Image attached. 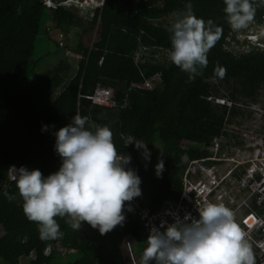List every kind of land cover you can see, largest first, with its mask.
<instances>
[{
    "label": "trees",
    "instance_id": "obj_1",
    "mask_svg": "<svg viewBox=\"0 0 264 264\" xmlns=\"http://www.w3.org/2000/svg\"><path fill=\"white\" fill-rule=\"evenodd\" d=\"M53 1L49 6L44 0H0V264H130L132 253L140 264L146 216L179 199L189 160L220 143L214 138L222 133L236 138L223 129L226 122L241 125L253 115L249 109L214 105L208 96L257 101L264 94V46L256 44L240 56L225 48L231 26L223 0H68L69 7L65 0ZM189 2L197 16L222 28L203 74L191 82L169 59L170 25L164 23L186 12ZM252 2V24L261 23L264 0ZM97 26L98 39L86 45L82 36ZM55 55L62 56L52 65ZM43 61L45 71L39 69ZM217 67L226 69L222 78ZM98 85L113 89L109 103L88 98ZM76 113L93 126L111 129L118 154L131 156L127 166L141 177L142 194L126 202L132 210L125 209L123 225L105 234L87 222L74 230L57 217L63 235L42 240L8 175L22 165L44 175L58 170L62 161L54 132ZM45 124L49 127L42 131ZM132 140L148 142L150 160L134 142L128 144ZM233 141L220 150L232 149L227 151L232 154L243 146V140ZM160 160L164 170L158 177ZM5 190L14 198L5 197Z\"/></svg>",
    "mask_w": 264,
    "mask_h": 264
},
{
    "label": "clouds",
    "instance_id": "obj_2",
    "mask_svg": "<svg viewBox=\"0 0 264 264\" xmlns=\"http://www.w3.org/2000/svg\"><path fill=\"white\" fill-rule=\"evenodd\" d=\"M44 1L49 6L55 5L51 2L53 0ZM88 1L84 0L81 4ZM64 2L70 5L68 0ZM223 2L226 18L231 26L225 47L231 43L242 42L253 50L264 36V16L261 23L252 24L250 22L255 14L252 0ZM186 9L168 28L171 33L169 59L188 74V81L191 82L203 74V69L208 65V52L221 38L222 28L211 18L205 20L197 16L191 2L186 5ZM248 25L252 29L245 33L243 40L240 37ZM146 49L149 54L150 49ZM215 72L222 78L226 69L217 67ZM105 90L110 93L106 94ZM112 93V88L98 85L95 93L88 98L97 104L109 103ZM219 98L220 95L208 96L209 101L216 103H219ZM226 98L229 102L230 99ZM237 107L247 109L244 102ZM48 127L47 124L43 125L42 131H46ZM257 134L259 141L247 137L241 139L244 148L248 140L254 146L264 142L261 137L264 133ZM54 135V148L62 161L58 170L44 175L39 168L30 169L22 165L15 167L16 171L12 169L8 175L10 180L15 181L22 197L25 216L30 221L37 222L40 238L56 239L63 235L57 217L64 218L74 230H79L82 222H87L92 228L98 229L100 234L109 232L117 225H123L126 219L125 209L132 210V205L126 202H135V197L142 194V180L133 168L127 166L131 156L118 154L111 129L108 126H93L76 113L71 122L57 129ZM222 136L214 140L221 139ZM133 142L145 160H150L148 142L132 140L128 144ZM208 149L209 147L203 150L204 156ZM163 170L164 162L160 160L155 165V174L159 177ZM188 178L191 175L186 171L181 196L176 202L173 200L169 203L180 201L184 182ZM7 182L9 180L1 184L5 185ZM3 195L10 200L14 198L6 190ZM167 205L146 216L144 226L148 237L140 264H256L255 255L263 252L253 251L233 211L223 203L208 202L198 208L197 217L185 213L183 217H176L173 222L159 226L162 217L171 220L166 213L169 211ZM258 226L260 225H256L257 228ZM259 263L264 264V260ZM130 264H139L134 253L131 254Z\"/></svg>",
    "mask_w": 264,
    "mask_h": 264
},
{
    "label": "built area",
    "instance_id": "obj_3",
    "mask_svg": "<svg viewBox=\"0 0 264 264\" xmlns=\"http://www.w3.org/2000/svg\"><path fill=\"white\" fill-rule=\"evenodd\" d=\"M105 92L110 93L109 90ZM216 144L209 147L202 159L190 161L188 164L187 173L191 178L185 180L184 192L179 201L185 208L177 212L171 207V203H168L169 211L166 213L173 222L176 217H182L184 210L197 217L198 208L206 203H223L229 206L233 213L236 212L235 219L246 237L250 238L252 229H257L256 225H262L264 231V142L254 146L259 150L256 154L236 155V164L230 161L227 152L220 150L221 144ZM223 161H226V164H221ZM242 164H245L246 168L242 169ZM197 167H201L202 171L188 172ZM261 244L264 245V241Z\"/></svg>",
    "mask_w": 264,
    "mask_h": 264
},
{
    "label": "rangeland",
    "instance_id": "obj_4",
    "mask_svg": "<svg viewBox=\"0 0 264 264\" xmlns=\"http://www.w3.org/2000/svg\"><path fill=\"white\" fill-rule=\"evenodd\" d=\"M176 19V16H171L167 19V23L164 22L165 24H168V25H171ZM253 20L250 22L252 23ZM249 23V25H250ZM245 29H243V32H242V36L240 37L241 39L244 40V37L246 36L245 33L247 32H250V30L252 29L251 26H249ZM98 30H99V26L95 27L93 30L89 31L88 33L84 34L82 36L84 42L86 45L90 46L91 43H93V41L97 40L98 37H99V34H98ZM78 34V33H77ZM76 36V34H75ZM73 36L70 40V42L73 43V40L77 37ZM60 42H62V38L59 40ZM64 42V40H63ZM260 44H263L264 45V36L261 38V41H260ZM227 50H231V52H233L235 55L237 56H240L241 54L243 53H247V52H250L251 50L248 48V45L246 43H242V42H237V43H231L229 44L227 47H225ZM231 48H235V49H231ZM67 53V52H66ZM68 53H70L68 51ZM68 53H67V56H68ZM60 58L62 55H58ZM58 56H52L50 57V60L49 62L54 65L57 63L58 59L57 57ZM157 59H160L162 57V55L160 54H156L155 56ZM70 59H72V57H69ZM46 64L47 62L46 61H43V64L39 65V69H41L42 71H45L46 69ZM77 64L74 63V66H72V68L70 69V73H75L76 70H77ZM160 80H159V77L157 76L153 82L154 84L158 83ZM221 98L218 99L219 102H222V103H216V101H211L214 105H221V106H229V108H232L234 106H237V105H242L243 102H246L250 105V110L254 111L252 114L253 116L252 117H246L245 120H243V122L241 123V125H238L234 122L232 123H228L226 122V125H224V130L228 131L230 133V136L232 133H234L236 135V138H231V137H226V133H222L224 136H222V138L220 139V143H224V142H230V143H233L234 139H239L241 140L243 137H255V141H259L260 140V137L259 135L257 134V132H263L264 133V94H260L258 96V99L257 101H251V100H248V99H243L241 98L240 100H236V101H233V100H230L229 102H227V96L226 95H220ZM247 109H249L248 107H246ZM262 139L264 140V135H261ZM246 145V148H244L243 151H241V154L243 155H253V154H256L259 152L258 148L257 147H254V145H252V142L251 141H247L245 143ZM228 151H231L230 149H228ZM241 154L239 156H241ZM191 161V159L189 160V162ZM162 221L163 222H166L168 220L167 217H162ZM2 234V231H0V235Z\"/></svg>",
    "mask_w": 264,
    "mask_h": 264
},
{
    "label": "bare ground",
    "instance_id": "obj_5",
    "mask_svg": "<svg viewBox=\"0 0 264 264\" xmlns=\"http://www.w3.org/2000/svg\"><path fill=\"white\" fill-rule=\"evenodd\" d=\"M52 2V4H55V2L54 1H51ZM62 4L63 5H66V6H70V5H67L64 1L62 2ZM246 107H248V108H250V105L247 103L246 104ZM216 143H218V142H215V144H213V146H216L217 144ZM244 150V146H241V147H236L235 149H234V152L232 153V154H229V157H230V161L232 162V163H234V164H236V163H238V159L236 158V155H240L241 154V151H243ZM225 152H227L226 151V149L224 150ZM242 155V154H241ZM213 156V155H212ZM203 158V157H202ZM202 158H200V159H202ZM213 158H214V156H213ZM227 161V160H226ZM226 161H223L221 164H226ZM241 168L242 169H244V168H246V165L245 164H242V166H241ZM237 169V168H236ZM202 170H201V167H197V168H194V169H190L188 172H201ZM171 201H173V200H169V201H167L166 202V204L165 205H163V207H165L169 202H171ZM171 207H173V209L175 210V211H177V212H181V210L183 209V208H185V206H183L182 204H180L179 202L178 203H171ZM227 207H229V206H227ZM230 208V207H229ZM185 213H188L186 210H184L183 212H182V217H183V215L185 214ZM235 214H236V212H234V216H235ZM172 221L171 220H167L166 222H163V221H161V223L159 224V226L162 224V223H165V225H166V223H171ZM246 230V229H245ZM250 235H251V237L250 238H247L246 237V239H247V241H248V243L251 245V247H252V249H253V251H255V250H262L263 252H261V253H258L255 257H256V260L257 259H260V261L261 260H264V245L263 244H261L263 241H264V231H263V229H262V225H260V226H258V228L257 229H252V232H250Z\"/></svg>",
    "mask_w": 264,
    "mask_h": 264
}]
</instances>
